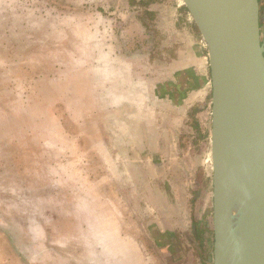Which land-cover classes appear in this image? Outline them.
Here are the masks:
<instances>
[{
  "label": "crops",
  "instance_id": "1",
  "mask_svg": "<svg viewBox=\"0 0 264 264\" xmlns=\"http://www.w3.org/2000/svg\"><path fill=\"white\" fill-rule=\"evenodd\" d=\"M260 5L264 39V0ZM79 7L94 8L84 24L95 34L91 67L98 118L106 120L95 135L112 152L113 170L100 181L115 185L95 197L97 217L80 227L91 236H70L59 256L28 255L2 240L0 264H197L176 232L188 229L203 160L194 149L205 143L212 114L207 44L183 0H95Z\"/></svg>",
  "mask_w": 264,
  "mask_h": 264
},
{
  "label": "rangeland",
  "instance_id": "2",
  "mask_svg": "<svg viewBox=\"0 0 264 264\" xmlns=\"http://www.w3.org/2000/svg\"><path fill=\"white\" fill-rule=\"evenodd\" d=\"M85 1L95 0H0V243L28 255L59 256L70 236L84 238L80 227L97 217L95 197L115 185L100 181L113 176L112 152L95 135L106 120L98 118L91 67L95 34L84 24L94 8H74ZM211 123L212 114L194 149L203 160L188 229L176 232L197 264L213 252ZM205 222L200 247L194 227Z\"/></svg>",
  "mask_w": 264,
  "mask_h": 264
},
{
  "label": "water",
  "instance_id": "3",
  "mask_svg": "<svg viewBox=\"0 0 264 264\" xmlns=\"http://www.w3.org/2000/svg\"><path fill=\"white\" fill-rule=\"evenodd\" d=\"M212 86V264H264V39L260 0H183Z\"/></svg>",
  "mask_w": 264,
  "mask_h": 264
},
{
  "label": "trees",
  "instance_id": "4",
  "mask_svg": "<svg viewBox=\"0 0 264 264\" xmlns=\"http://www.w3.org/2000/svg\"><path fill=\"white\" fill-rule=\"evenodd\" d=\"M209 229H210L209 224L207 222L204 223V227H202L198 223L194 227L195 240L198 242V245L200 247H204V243H205V239H206V233Z\"/></svg>",
  "mask_w": 264,
  "mask_h": 264
}]
</instances>
